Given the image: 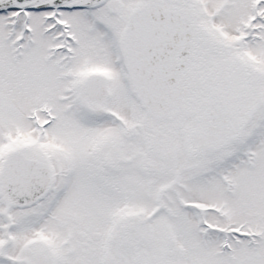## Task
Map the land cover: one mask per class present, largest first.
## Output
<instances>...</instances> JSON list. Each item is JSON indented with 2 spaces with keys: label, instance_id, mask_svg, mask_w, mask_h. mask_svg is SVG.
<instances>
[{
  "label": "snow or ice",
  "instance_id": "snow-or-ice-1",
  "mask_svg": "<svg viewBox=\"0 0 264 264\" xmlns=\"http://www.w3.org/2000/svg\"><path fill=\"white\" fill-rule=\"evenodd\" d=\"M0 264H264V0H0Z\"/></svg>",
  "mask_w": 264,
  "mask_h": 264
}]
</instances>
